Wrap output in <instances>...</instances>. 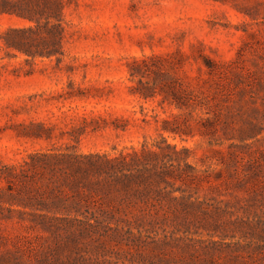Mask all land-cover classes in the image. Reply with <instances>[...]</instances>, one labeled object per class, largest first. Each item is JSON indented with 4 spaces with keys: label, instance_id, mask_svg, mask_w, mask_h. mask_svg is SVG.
<instances>
[{
    "label": "rangeland",
    "instance_id": "374dc122",
    "mask_svg": "<svg viewBox=\"0 0 264 264\" xmlns=\"http://www.w3.org/2000/svg\"><path fill=\"white\" fill-rule=\"evenodd\" d=\"M65 1L67 32L60 62L6 49L3 31L28 21L0 14V255L12 259L11 264L17 257L22 264H39V256L48 253L52 259L57 251L63 258L148 264L150 258L143 259L140 254L153 255L156 250L151 251L150 246L163 235L110 240L43 237L8 210L18 206L11 204L8 182L1 172L34 151L69 147L82 152H113L114 146L120 149L156 138L162 118L183 120L187 109L160 105V95L145 99L132 92L142 77L130 75L129 65L135 57L160 56L165 58L163 70L185 83L199 82L206 104L192 112L195 117L216 119L219 115L218 122H254L264 127V0ZM205 59L215 62L212 74L206 71ZM146 60L142 79L152 83L155 61ZM156 113L158 121L153 116ZM26 126L32 127L25 130ZM78 130L84 133L76 140ZM25 131L43 136H25ZM165 135L170 142L191 147L194 154L190 160L201 169L219 167L217 158L229 159L230 141L238 142L224 139L221 124L211 137ZM248 140L251 149L241 154L240 167L248 171L251 162H260L264 168V129ZM253 186L249 192L230 187L224 194L202 189L199 195L210 203L222 198L251 205L249 219L263 234L264 188ZM9 214L14 216L6 218ZM238 214L247 217L245 211ZM191 229L193 236L208 235L200 226ZM176 233L184 235L182 230ZM242 233L249 237L246 241L253 239V246L264 245V236L247 229L238 231L236 238L243 240ZM262 247L250 251L251 256L244 251L245 260L264 264Z\"/></svg>",
    "mask_w": 264,
    "mask_h": 264
},
{
    "label": "trees",
    "instance_id": "16d2710c",
    "mask_svg": "<svg viewBox=\"0 0 264 264\" xmlns=\"http://www.w3.org/2000/svg\"><path fill=\"white\" fill-rule=\"evenodd\" d=\"M65 6V0H0V14L28 21L3 31L5 48L32 58L54 57L60 62L67 32ZM148 58L155 61L152 83L142 79ZM164 60L160 56L135 57L129 65L130 75L142 77L132 92L145 99L160 95V105L167 103L187 109L183 120L162 118L156 138H145L137 145L120 149L114 146L113 152H82L67 147L28 153L22 161L6 165L1 172L8 182L11 204L18 206L8 210L18 214V221L27 222L47 238L110 240L163 235L150 246L151 251L156 250L153 255L140 254L143 259L150 258L148 264H252L251 260H245L244 251L251 256L250 251L264 245L253 246V239L246 241L249 237L245 233L241 235L245 237L243 240L236 238L238 231L247 229L264 236V231L262 234L249 219L251 205L222 198L210 203L199 192L207 189L224 194L230 187H242L249 192L254 184L264 188V168L260 162H251L248 171L239 164L241 154L251 149L248 139L256 137L264 127L254 122L247 125L218 122L219 115L217 120L199 114L195 117L192 112L206 104L204 90L199 82L185 83L163 70ZM205 62L206 71L212 74L215 62L211 59ZM169 64L173 63L169 61ZM153 116L158 121L159 114ZM218 124L225 133L224 139L238 140L228 145L229 159L217 158L215 164L219 167L199 168L190 160L194 154L191 147L170 142L165 135L169 132L185 139L199 133L211 137L218 131ZM83 133L78 130L76 140ZM22 134L43 136L27 131ZM227 192L233 195V191ZM240 211H245L247 217L240 216ZM193 226L196 229L200 226L208 235L193 236ZM170 227H176L175 231L166 232ZM180 230L184 235H176ZM174 247L176 250H171ZM55 254L50 259L46 253L37 261L39 264H120L93 257L63 258L58 251ZM261 255L264 259V253ZM11 262L12 259L0 255V264ZM14 262L22 264L23 260L17 257Z\"/></svg>",
    "mask_w": 264,
    "mask_h": 264
}]
</instances>
